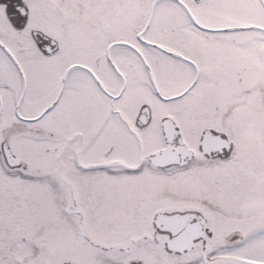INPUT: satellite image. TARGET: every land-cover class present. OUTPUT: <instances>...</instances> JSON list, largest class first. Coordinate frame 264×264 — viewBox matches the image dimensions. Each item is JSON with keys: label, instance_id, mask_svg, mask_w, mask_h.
<instances>
[{"label": "snow or ice", "instance_id": "1", "mask_svg": "<svg viewBox=\"0 0 264 264\" xmlns=\"http://www.w3.org/2000/svg\"><path fill=\"white\" fill-rule=\"evenodd\" d=\"M0 264H264V0H0Z\"/></svg>", "mask_w": 264, "mask_h": 264}]
</instances>
